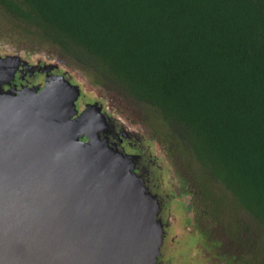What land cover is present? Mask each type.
<instances>
[{
  "label": "trees",
  "instance_id": "obj_1",
  "mask_svg": "<svg viewBox=\"0 0 264 264\" xmlns=\"http://www.w3.org/2000/svg\"><path fill=\"white\" fill-rule=\"evenodd\" d=\"M0 38L132 111L216 254L264 264V0H0Z\"/></svg>",
  "mask_w": 264,
  "mask_h": 264
},
{
  "label": "water",
  "instance_id": "obj_2",
  "mask_svg": "<svg viewBox=\"0 0 264 264\" xmlns=\"http://www.w3.org/2000/svg\"><path fill=\"white\" fill-rule=\"evenodd\" d=\"M78 94L0 86V264H155L154 203Z\"/></svg>",
  "mask_w": 264,
  "mask_h": 264
},
{
  "label": "rangeland",
  "instance_id": "obj_3",
  "mask_svg": "<svg viewBox=\"0 0 264 264\" xmlns=\"http://www.w3.org/2000/svg\"><path fill=\"white\" fill-rule=\"evenodd\" d=\"M5 38H0V70L8 71L10 76L0 78L2 91L40 89L46 83L60 82L79 93L77 109L87 106L95 110L103 128L98 132L99 139L126 159L144 195L154 203L160 238L155 264H224L216 254L218 247L198 232L189 210L190 195L163 148L137 122L134 113L108 93L91 86L83 74L65 66L54 54L28 52L23 50V44ZM15 78L28 81L19 87L13 84ZM81 140L87 138L83 136Z\"/></svg>",
  "mask_w": 264,
  "mask_h": 264
},
{
  "label": "flooded vegetation",
  "instance_id": "obj_4",
  "mask_svg": "<svg viewBox=\"0 0 264 264\" xmlns=\"http://www.w3.org/2000/svg\"><path fill=\"white\" fill-rule=\"evenodd\" d=\"M16 77H17V75H16ZM27 79H23V80H19L18 78H15L14 79V81H13V84L15 85V86H19V87H21V86H25V83H27ZM41 89V88H40ZM153 140V139H152ZM154 141V140H153ZM223 258V257H222ZM222 261H223V263L224 264H227L226 263V260L225 259H222Z\"/></svg>",
  "mask_w": 264,
  "mask_h": 264
}]
</instances>
